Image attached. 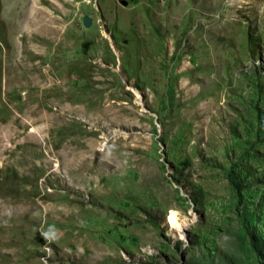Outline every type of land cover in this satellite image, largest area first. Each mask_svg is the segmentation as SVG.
Listing matches in <instances>:
<instances>
[{
  "label": "rangeland",
  "instance_id": "obj_1",
  "mask_svg": "<svg viewBox=\"0 0 264 264\" xmlns=\"http://www.w3.org/2000/svg\"><path fill=\"white\" fill-rule=\"evenodd\" d=\"M0 264H264V0H0Z\"/></svg>",
  "mask_w": 264,
  "mask_h": 264
},
{
  "label": "bare ground",
  "instance_id": "obj_2",
  "mask_svg": "<svg viewBox=\"0 0 264 264\" xmlns=\"http://www.w3.org/2000/svg\"><path fill=\"white\" fill-rule=\"evenodd\" d=\"M37 21V20H36ZM48 27V26H47ZM133 92L135 93L136 95V98H139V93L134 89L132 88ZM32 131H35L37 132V128L33 127L32 128ZM93 141V140H92ZM88 143V142H87ZM86 143V144H87ZM90 144V143H89ZM90 148V147H89ZM92 151V150H91ZM74 153H72L73 155ZM97 156V155H96ZM97 158V157H96ZM77 166V165H76ZM84 166V165H83ZM80 167V166H79ZM82 168V167H81ZM79 169V168H78ZM77 169V170H78ZM79 171V170H78ZM72 172V171H71ZM80 175V174H78ZM83 177V176H82ZM167 222L169 223L170 227L171 228H174L176 231H180L182 227H184L186 224H188V220L186 218H179L177 216V213L175 210H170V212L168 213V216H167Z\"/></svg>",
  "mask_w": 264,
  "mask_h": 264
},
{
  "label": "clouds",
  "instance_id": "obj_3",
  "mask_svg": "<svg viewBox=\"0 0 264 264\" xmlns=\"http://www.w3.org/2000/svg\"><path fill=\"white\" fill-rule=\"evenodd\" d=\"M46 239H54V236H50L48 232L43 233Z\"/></svg>",
  "mask_w": 264,
  "mask_h": 264
}]
</instances>
